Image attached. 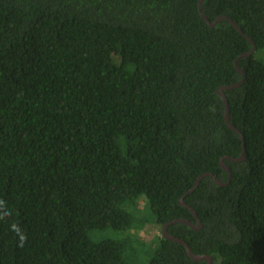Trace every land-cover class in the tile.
I'll list each match as a JSON object with an SVG mask.
<instances>
[{
    "label": "trees",
    "instance_id": "1",
    "mask_svg": "<svg viewBox=\"0 0 264 264\" xmlns=\"http://www.w3.org/2000/svg\"><path fill=\"white\" fill-rule=\"evenodd\" d=\"M0 0V264H264V0Z\"/></svg>",
    "mask_w": 264,
    "mask_h": 264
},
{
    "label": "water",
    "instance_id": "2",
    "mask_svg": "<svg viewBox=\"0 0 264 264\" xmlns=\"http://www.w3.org/2000/svg\"><path fill=\"white\" fill-rule=\"evenodd\" d=\"M204 0H199V3H198V8H199V13L201 14L202 18L208 22V24L212 27H214L220 20L222 19H228L231 21V23L234 25V27L239 31L241 32L242 34H244V36L246 38H248L251 43H252V48L248 51V52H244L242 54H240L234 64H235V67L237 69L238 72H240L241 74V79L234 82V83H231V84H226V85H222L219 89H218V94L222 97V99L224 100V104H225V115H224V118H225V121L226 123L231 127L233 128L235 131H237L242 139H243V136L242 134L240 133V131L238 130V128H236L232 123H231V120H230V108H229V102H228V98L227 96L224 94L223 90L224 89H232L234 87H237L239 86L245 79V72L242 68H240V66L238 65V59L242 56H245V55H250L252 54L255 50H256V44L255 42L249 37L248 34L244 33V31L242 30V28L237 24V22L227 16V15H220L218 16L215 20H210L203 12H202V9H201V5L203 3ZM245 157V149H244V139H243V150H242V153L239 157H230L232 158L233 160H242L244 159ZM222 166L225 168L226 172H227V179L226 181H223L222 179L218 178L217 176H215L213 173L211 172H204L202 174H200L196 180L194 181V184L180 197L179 199V203L182 204V205H185L186 207H188L192 213L194 214V217H195V220H196V224H194V222L188 218H175L167 223H165L162 227V236L167 238V239H170V240H173V241H176V242H179L181 244H183L186 249H187V252L189 254V256L194 259V260H197V261H201V260H206V264H213V258L210 254H206V253H195L192 248L190 247V245L183 239V238H180L178 236H175L173 234H170L168 231H167V227L170 223H173V222H178V221H181V222H186L187 224H189L191 227H193L194 229H200L202 227V223L199 219V216L196 212V210L189 204L185 203L184 202V197L189 194L190 192H192L196 187L197 185L199 184L200 180L204 177V176H210L211 178H213V180L218 184V185H226L228 184V182L230 181L231 179V169L228 165H226L225 163H222Z\"/></svg>",
    "mask_w": 264,
    "mask_h": 264
},
{
    "label": "rangeland",
    "instance_id": "3",
    "mask_svg": "<svg viewBox=\"0 0 264 264\" xmlns=\"http://www.w3.org/2000/svg\"><path fill=\"white\" fill-rule=\"evenodd\" d=\"M256 57L264 58V48L255 52ZM162 225L147 224L142 230L141 235L148 240H157L161 236Z\"/></svg>",
    "mask_w": 264,
    "mask_h": 264
},
{
    "label": "flooded vegetation",
    "instance_id": "4",
    "mask_svg": "<svg viewBox=\"0 0 264 264\" xmlns=\"http://www.w3.org/2000/svg\"><path fill=\"white\" fill-rule=\"evenodd\" d=\"M194 224H196V223H194ZM164 225V224H163ZM169 226V225H168ZM163 227V226H162ZM193 228V227H192ZM167 231H168V227H167ZM162 232V231H161ZM169 232V231H168ZM171 234V233H170Z\"/></svg>",
    "mask_w": 264,
    "mask_h": 264
}]
</instances>
